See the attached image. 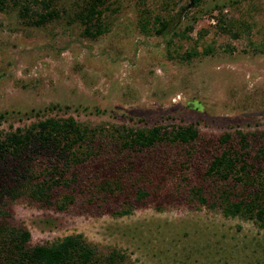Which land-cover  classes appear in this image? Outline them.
<instances>
[{"label":"rangeland","instance_id":"1","mask_svg":"<svg viewBox=\"0 0 264 264\" xmlns=\"http://www.w3.org/2000/svg\"><path fill=\"white\" fill-rule=\"evenodd\" d=\"M28 1L0 0V129L50 116L103 129L98 175L120 180L123 191L114 196L130 198L132 208L99 214L80 191L90 176L76 190L55 192L74 194L70 209L40 204L21 194L23 172L13 175L3 160L1 221L25 228L30 245L80 233L100 253H123L125 264H264V228L224 216L219 202L210 206L222 188L237 200L251 187L206 174L213 155L240 146L241 132L248 173L263 180L264 0H196L189 7L188 0H102L89 25L102 29L94 37L75 16L90 0H47L59 15L39 26L19 16ZM155 17L166 22L162 32ZM155 124L192 125L198 138L140 151L110 138L114 126ZM223 133L229 138L220 142ZM113 163L124 169L117 176L108 170ZM195 188L206 204L194 199ZM139 192L145 195L134 201Z\"/></svg>","mask_w":264,"mask_h":264},{"label":"trees","instance_id":"2","mask_svg":"<svg viewBox=\"0 0 264 264\" xmlns=\"http://www.w3.org/2000/svg\"><path fill=\"white\" fill-rule=\"evenodd\" d=\"M46 1L24 2L19 9V16L35 26L57 18L58 10L50 7ZM101 3L102 0H90L75 14L84 25L83 34L86 36L94 37L102 30L99 25L89 27L91 20L96 21L99 18L101 11L98 6ZM155 22L159 24L156 32H162L166 22L158 17H155ZM191 53H186L185 56L189 57ZM102 130H96V127L88 128L71 116H50L13 130L0 129V161H8L4 166L10 168L13 175L23 172L19 188L21 194L40 204H54L58 210H68L76 202L71 192L60 197L55 192L63 187L76 190L75 187H78L80 182L86 183L87 177L90 176L91 180L80 190L88 195L87 204L98 208L99 214L107 211L111 215L121 216L129 213L132 202L130 198L119 201L118 195L123 191L120 180L112 181L109 178L110 181L105 176L101 180V175H98L105 165L102 157L104 144L102 145L100 137L97 136ZM112 131L110 138L118 140L120 147L137 151L155 147L163 141L166 144H189L198 138V131L192 125L180 124L169 125L168 129L160 124L146 128L120 125L114 126ZM238 135L240 146L225 148L213 155L207 165L206 174L222 181H240L242 184H248L251 189L242 198L234 200L230 197L232 192L222 188L210 206H216L219 202L224 216H238L264 228V177L263 180H258L250 173V169L248 173L249 151L246 149L249 144L245 135L241 132H238ZM228 138L229 134L223 133L219 136V141L225 142ZM259 154L260 160L263 161L262 149ZM9 159L14 163L10 164ZM114 164L108 170L113 176H117L124 169L121 170V167L118 168ZM261 171L264 172V168ZM254 174L258 175L256 172ZM7 191L13 192L14 188L9 187ZM115 193L118 195L114 196ZM111 194L114 197L110 196ZM144 195L143 192L137 193L134 201ZM193 195L198 203L206 204V198L198 189H193ZM4 215L0 210V264H125L123 253L114 250L100 253L96 246L86 241L80 233L65 235L49 244L30 245L29 232L23 227H15L1 221Z\"/></svg>","mask_w":264,"mask_h":264},{"label":"flooded vegetation","instance_id":"3","mask_svg":"<svg viewBox=\"0 0 264 264\" xmlns=\"http://www.w3.org/2000/svg\"><path fill=\"white\" fill-rule=\"evenodd\" d=\"M188 3H189V0H188ZM188 3H187V6L189 7V6L193 5V4H195L196 0H192V3L190 5Z\"/></svg>","mask_w":264,"mask_h":264},{"label":"water","instance_id":"4","mask_svg":"<svg viewBox=\"0 0 264 264\" xmlns=\"http://www.w3.org/2000/svg\"><path fill=\"white\" fill-rule=\"evenodd\" d=\"M191 3H192V0H189V3L188 4L190 5Z\"/></svg>","mask_w":264,"mask_h":264}]
</instances>
